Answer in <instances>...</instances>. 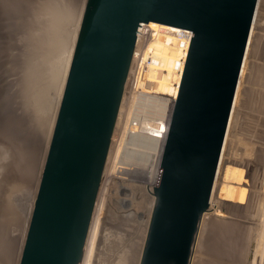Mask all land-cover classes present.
<instances>
[{"label":"water","instance_id":"obj_1","mask_svg":"<svg viewBox=\"0 0 264 264\" xmlns=\"http://www.w3.org/2000/svg\"><path fill=\"white\" fill-rule=\"evenodd\" d=\"M257 0H85L18 264H79L137 25L191 28L138 264H189Z\"/></svg>","mask_w":264,"mask_h":264},{"label":"rangeland","instance_id":"obj_2","mask_svg":"<svg viewBox=\"0 0 264 264\" xmlns=\"http://www.w3.org/2000/svg\"><path fill=\"white\" fill-rule=\"evenodd\" d=\"M84 2L0 0V144L10 145L8 169H14L7 178L22 171V164L23 174L27 171L24 161L30 159L27 156L31 148L38 155L32 180L10 201L11 239H4L0 223V264H18L63 88L62 80L48 81L50 66L44 69L42 60L45 50L49 46L52 50V42L58 39L54 37L50 42L41 34H53L59 11L66 10L69 4L74 20L61 34L63 38L70 37ZM257 7L244 74L239 79L240 93L226 135L216 202L212 210L202 213L189 264H264V0H259ZM162 37L166 40L163 47H155L158 64L150 63L138 83L141 90L170 98L178 73L173 69L176 50L182 41L167 38V34ZM135 85L128 77L81 264L139 263L153 204L150 183L144 180L150 177L146 168L156 163L153 170L157 172L162 140L153 124L145 132L137 125V103L129 104ZM147 122L149 117L140 119L141 126Z\"/></svg>","mask_w":264,"mask_h":264},{"label":"bare ground","instance_id":"obj_3","mask_svg":"<svg viewBox=\"0 0 264 264\" xmlns=\"http://www.w3.org/2000/svg\"><path fill=\"white\" fill-rule=\"evenodd\" d=\"M258 3H259V0H257L256 6H255V13H256V9L258 8L257 7ZM65 9L66 10H64V11L62 10L63 12L59 11V13H58V15L56 17V18H58V19H56V20H58V22L55 23V30H54V32L52 34L53 36L50 35V34H48V35H44L43 33L41 34V38L47 39V40L49 39L50 42L52 41V38H54V37H56V39H58L57 42H55V41L52 42V44H51L52 45L51 46L52 50H50V46H49L48 50L47 49H46L47 51L45 50V54L44 53L42 54V55H44L43 59H42L44 61V63L43 62L42 63L45 65V66H43L44 69H45V67L49 68V66H50L51 74H50V76H48V78L50 79V80H48L49 82H51V81L58 82V79H59V81L62 80V82L64 83L65 75H66L67 68H68V65H69V61H70V57H71V53H72V48H73V44H74V40H75V36H76V32H77V27H78V24H79V23H77V25H75L76 28H75L74 31H72L73 33H72V35L70 37H68V38H63L62 37L61 33L64 30H66V28L69 27L70 22L72 23L73 20H74L73 19V13H72L73 10H72L71 6L69 4H67ZM255 13H254V17H255ZM80 15H81V13H80ZM254 17H253V20H252V23H251V28H250V32H249V36H248V41H247V46H246V49H245L243 61H242V64H241V69H240V72H239V78H238V82H237V85H236L233 102H232V105H231L230 115H229V118H228L227 128H226V132H225L224 139H223V144H222L221 151H220V156H219V161H218V164H217L215 178H214L212 189H211V193H210V196H209L208 207H207V210L204 211V213L207 212L208 210H212L214 208L212 205H215V202H216V200H215L216 198L214 199V197L217 195L218 189H219L218 188V183H219V180H220V175H221V170H222V163H223L224 155H225L224 154V148L226 147L225 146L226 135H227V131H228V128H229L230 121H231V113H232V110H233L234 105H235V99L238 96L237 93L239 92L238 91L239 79H240V77L242 79L241 75L244 74L243 73V71H244V65L243 64H244V60L246 58V52L248 50V44L250 42V37H251V34H252L251 29H252ZM79 20H80V16L78 17L77 21L79 22ZM149 24H151V26L153 27V35L155 36L154 40L152 41L153 46H155L156 48H162L164 43H165V41H166L162 37V35H164L165 33L159 32V30L163 29L164 27L173 28V24H170V23H167V22H162V21H159V20H154V19H150L149 20ZM154 28L157 29V33L156 32L154 33ZM161 31H163V30H161ZM57 34H59L58 37L56 36ZM169 37L172 38L174 41H179V40H176V38H174L172 35L170 36V34H167V38H169ZM46 43H48V42H46ZM53 43H55V44H53ZM42 63H40V64H42ZM41 72H42V70H41ZM128 73H129V70H128ZM128 73H127V75H128ZM126 80H127V77H126ZM45 82L46 81L44 80V83ZM178 82H179V72L177 73L176 81L174 83V90H173L172 96L170 98H167L165 96H161V95L153 93V92L141 90L140 89V87H141L140 83H138V79H136L135 83L137 84V87H136V89H134L135 92L132 95V97H131L132 99H131V101L129 103L130 105H131L132 102L133 103H135V102L137 103L136 104L137 105V109H138L137 110V117H139L137 125H139L140 128L141 127L143 128V129H140V131L141 132H145L144 129H146V128L150 129V126L153 124L157 128V131L159 132V137L158 138H160V141L162 140V144L160 142V144H161V153H160V157H159V160H158L157 172L154 174V170H153L154 169V165L156 163L153 164V165H148V168H146V171L148 172L150 177H148V178H146L144 180L145 181H149L152 190H153V186L152 185H154V183L156 181L158 170H159V166H160V160H161L163 149H164V145H165V139H166L167 129H168L169 120H170V116H171V112H172V107H173L175 95H176V92H177V89H178V87H177V83ZM122 95H123V93H122ZM22 98L24 100L25 99V95ZM119 106H121V103L119 104ZM119 111H120V109H119ZM144 117H149V122H147V125L141 126L140 119H142ZM148 124H149V127H148ZM30 129H32V126L30 127ZM137 130H138V127H137ZM7 132H9V131H7ZM0 138H2V137H0ZM26 140H27V138L25 139V141ZM28 140H30V139H28ZM8 141H9V139H8ZM19 141H21V140H19ZM28 143H29V141H28ZM9 151H10V145H7L6 143L2 142L0 144V208H1L0 219H2V220H0V223L2 222L1 226L3 227L2 228L3 229V233H4L3 236H5L4 239H6V240H8V238L11 239V234H12V231H11V228H10V225H9V222H8V215H9V211H10V201L16 195V193L20 189H22L24 187V184H27V183L30 182V180H32V175H34V173L36 172V170L38 168L37 167V161H38L37 151L35 149L31 148L29 150L30 153L27 156L30 159L26 158V160L24 161L28 165L27 171L23 174L22 171H25V167L22 164V166H21L22 167V169H21L22 171L18 170L16 172V175L14 174L8 179L7 178L8 175L12 171H14L13 168H9L8 169V162L9 161H8V158H7V153ZM109 151H110V149H109ZM157 155H158V152H157ZM157 155H156V161H157ZM20 160H22V159H20ZM18 167H20V166H18ZM5 168H7L6 171H4ZM104 171H105V168H104ZM103 177H104V172H103L102 177H101V182H100L98 194H97L95 205H94V209H93V213H92V217H91V222H90V225H89V230H88V233H87L85 246H84V249H83V255H84V250H85L86 243H87V240H88V236H89V233H90V227H91V224H92L94 211H95L97 200H98V196H99V193H100V188H101V185H102ZM110 177H111V175H109V179H110ZM147 188H148V186H147ZM148 190H149V188H148ZM151 194H152L153 199H154V194L152 192H151ZM210 205H211V207H210ZM7 250H8V254L10 255L11 252H12L11 247H9ZM83 255H82V257H83ZM82 257H81V260H80L79 264H81V262H82Z\"/></svg>","mask_w":264,"mask_h":264},{"label":"built area","instance_id":"obj_4","mask_svg":"<svg viewBox=\"0 0 264 264\" xmlns=\"http://www.w3.org/2000/svg\"><path fill=\"white\" fill-rule=\"evenodd\" d=\"M137 30L139 31H136L135 44L129 66V73L127 75V78L130 77V81L133 83H135L138 77H141L144 74L150 63L158 64V57L155 56L157 49L152 44L155 37L153 35V27L149 24V21H140L137 25ZM155 32H157L156 28H154V33ZM159 32L170 34L174 38L182 41V44L177 47L175 56L176 61L173 66V69L179 72L180 79L192 29L173 24V28L164 27L163 29H160Z\"/></svg>","mask_w":264,"mask_h":264}]
</instances>
